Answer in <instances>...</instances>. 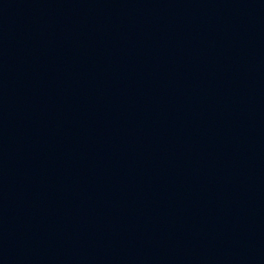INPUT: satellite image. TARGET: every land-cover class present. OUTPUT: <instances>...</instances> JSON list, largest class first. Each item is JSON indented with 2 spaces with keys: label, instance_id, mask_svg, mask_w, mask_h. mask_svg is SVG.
<instances>
[{
  "label": "water",
  "instance_id": "water-1",
  "mask_svg": "<svg viewBox=\"0 0 264 264\" xmlns=\"http://www.w3.org/2000/svg\"><path fill=\"white\" fill-rule=\"evenodd\" d=\"M0 264H264V0H0Z\"/></svg>",
  "mask_w": 264,
  "mask_h": 264
}]
</instances>
